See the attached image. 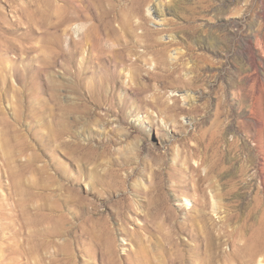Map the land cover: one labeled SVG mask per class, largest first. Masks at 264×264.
<instances>
[{
    "label": "rangeland",
    "instance_id": "obj_1",
    "mask_svg": "<svg viewBox=\"0 0 264 264\" xmlns=\"http://www.w3.org/2000/svg\"><path fill=\"white\" fill-rule=\"evenodd\" d=\"M59 4L0 0V263L264 264V0H106L116 68Z\"/></svg>",
    "mask_w": 264,
    "mask_h": 264
},
{
    "label": "bare ground",
    "instance_id": "obj_2",
    "mask_svg": "<svg viewBox=\"0 0 264 264\" xmlns=\"http://www.w3.org/2000/svg\"><path fill=\"white\" fill-rule=\"evenodd\" d=\"M58 1L60 3L58 7L60 13L65 16H67L68 13L70 14L69 20L68 19L67 20L68 22L72 23L70 28L71 31L74 34L81 33V37L78 40V42L74 43L76 49L80 52L84 49L85 46H88V49L91 52L95 53L94 57L92 56L91 58H88L87 62L89 64L90 63L93 64L95 60L97 63L100 64L106 63L105 64L106 68L109 66H113L114 68H116L119 59L123 57V53L127 50L126 49L127 45L122 44L121 45L122 48L121 47L117 48L116 45L119 43L121 37L120 35L122 34L120 33L118 35H114L115 31L114 30L108 31V28L105 25V20L101 8L103 4L106 2V0H58ZM144 2L146 1L143 2L141 1L140 3H138L139 6L137 7V11H138L137 15H140L141 13L140 5ZM77 3H79L81 6H79ZM80 8L89 11L90 17L83 18ZM164 11L165 8L163 7V5L160 2H156L152 5V7H149L148 14L153 19L160 21V18L164 16ZM90 21L91 24H89ZM121 26H122L121 30H124L125 26L123 24H121ZM166 38L168 39V42L166 43L164 42L166 44V47L169 48L171 46L175 47V45H178L175 38H172V35H169ZM94 41L96 42L94 43ZM255 49L256 48L249 39H247L244 42L242 50L243 53L245 54L246 62L251 70H255L257 66ZM177 56L178 53L171 54V57L173 59L177 58ZM262 56L264 57V53L262 54ZM90 68L89 67L87 69L85 67H83V69L81 68L79 72V76L81 73H85ZM115 85L116 84L112 79L107 80V75L106 73H104L102 76H100L98 83L95 85V90L97 92L95 93V95L102 96L103 93L105 94L106 88L115 89ZM186 96L185 99L188 100L189 95L186 94ZM256 125L258 126L257 123ZM212 210L214 213H217V211H219V209L216 207L214 202H213ZM11 239L15 240L16 236L13 234L11 236ZM6 253H7L6 255L7 260L3 262V264H18L19 262L18 252H16L13 249V246L11 244L7 245Z\"/></svg>",
    "mask_w": 264,
    "mask_h": 264
}]
</instances>
